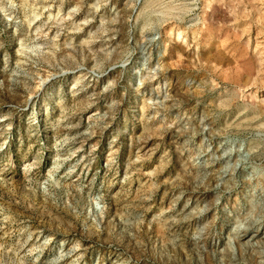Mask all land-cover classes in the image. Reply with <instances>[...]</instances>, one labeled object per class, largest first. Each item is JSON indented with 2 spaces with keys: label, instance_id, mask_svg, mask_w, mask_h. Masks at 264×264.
Listing matches in <instances>:
<instances>
[{
  "label": "rangeland",
  "instance_id": "rangeland-1",
  "mask_svg": "<svg viewBox=\"0 0 264 264\" xmlns=\"http://www.w3.org/2000/svg\"><path fill=\"white\" fill-rule=\"evenodd\" d=\"M0 264H264V0H0Z\"/></svg>",
  "mask_w": 264,
  "mask_h": 264
},
{
  "label": "bare ground",
  "instance_id": "bare-ground-1",
  "mask_svg": "<svg viewBox=\"0 0 264 264\" xmlns=\"http://www.w3.org/2000/svg\"><path fill=\"white\" fill-rule=\"evenodd\" d=\"M206 157H207V156H206ZM212 163H213V162H212ZM248 223H249V222H248ZM252 226H253V225H252ZM252 226L250 225V226H247L246 229H244L245 227H244L243 229L245 230V232H248V231L251 229ZM245 232H244V233H245ZM239 233H241V232H239ZM243 235H244V234H243ZM238 236H240V235H238Z\"/></svg>",
  "mask_w": 264,
  "mask_h": 264
}]
</instances>
